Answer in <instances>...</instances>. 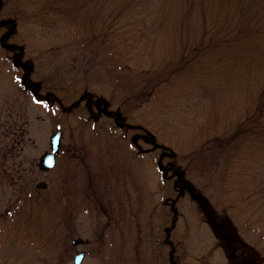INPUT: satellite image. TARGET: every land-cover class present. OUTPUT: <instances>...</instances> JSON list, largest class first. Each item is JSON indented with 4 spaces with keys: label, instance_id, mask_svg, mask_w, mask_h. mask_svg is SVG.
<instances>
[{
    "label": "rangeland",
    "instance_id": "rangeland-1",
    "mask_svg": "<svg viewBox=\"0 0 264 264\" xmlns=\"http://www.w3.org/2000/svg\"><path fill=\"white\" fill-rule=\"evenodd\" d=\"M17 5L14 0H0V20ZM155 7L156 0H146L123 35L126 44L114 48L103 45L100 36L78 39L69 27H50L36 19L15 20L4 35V41L16 44L21 53L0 42V264H49L48 259L73 264L79 249L85 251L82 264H169L171 245L163 243L169 237L176 242L174 258L181 264L232 263L225 243L191 192L179 196L172 221L175 194L163 181L158 160L167 165L168 173L179 171L182 182L226 222L227 236L246 244L250 264H264V216L260 220L253 215L258 202L250 207L235 194L234 175L227 177L210 162L200 169H183L192 150L215 135L218 116L221 133L252 106L261 80L253 77L256 83L247 85V80L236 79L239 75L234 77L228 97L233 109L231 104L215 103L216 111L209 110L206 86L201 85L197 90L186 87L181 94L178 88L163 89L147 98L145 71L155 66L153 59L160 50L152 48L153 40L145 48L144 36L139 42L136 37ZM6 28L1 20L0 36ZM114 50L122 58L114 59ZM14 51L29 62L27 76L39 93L51 85L62 105L73 102L67 110L27 91L23 74L28 67L13 60ZM216 76L226 82L221 73ZM87 93L101 99L90 101L92 109L100 105L115 109L118 117L137 129L115 126L111 115L90 118L84 109ZM57 129L61 136L55 164L42 169L39 157L50 150L49 136ZM146 133L157 145L171 146L175 152L160 156L159 146L149 143ZM230 170V174L236 171ZM32 191L33 203L41 201L44 217L52 224L37 227L33 221L38 222L39 213L34 211L28 222L14 215L13 225L9 211L25 203ZM61 211L68 216L65 222H61L63 215L59 221ZM56 221L60 223L54 226ZM50 225L56 229L55 245L41 229ZM20 230L25 232L22 236ZM76 237L85 242L72 243Z\"/></svg>",
    "mask_w": 264,
    "mask_h": 264
},
{
    "label": "trees",
    "instance_id": "trees-1",
    "mask_svg": "<svg viewBox=\"0 0 264 264\" xmlns=\"http://www.w3.org/2000/svg\"><path fill=\"white\" fill-rule=\"evenodd\" d=\"M9 1L5 0L7 3ZM14 1L18 5L10 10L11 15L1 19L7 26L5 36L10 33L15 20L36 19L50 27L57 24L69 27L74 37L78 39L100 36L99 40L103 45L108 43L109 48H114L121 44L120 42L122 45L126 44L127 39L123 35L132 27L135 21L134 15L141 12L140 7L146 0ZM142 37L145 40V48H147L146 42L153 40L152 48L158 46L160 50L157 59H153L155 66L145 71L147 98L158 95L163 89L172 91L171 89L178 88L181 94L185 92L186 87L197 90L201 85L206 86L209 110L214 112L216 106H223V104L224 106L231 104L230 108L233 109L234 103L228 100L231 96L230 89L233 86L234 77L239 75L236 79L247 80L245 81L247 85L256 83V79L252 82L253 77L260 78L252 106L225 126V130L221 133L219 132L220 116H218L214 125L215 135L197 149L192 150L191 158L184 164L183 169L188 171L192 166L200 169L206 166V162H210L216 170L226 174L227 177L234 175V180L237 182V185H232L235 194H240L241 199L250 207L258 202L256 204L258 209L253 215L262 220L264 216V0H156L150 22L146 28L143 25L142 33L136 37V41L139 42ZM14 49H18L17 45ZM120 54L116 50L111 51V56L116 60L122 58ZM21 60L26 65L29 64L22 58ZM214 66L220 72H217ZM28 73L27 71L26 75H23V82L27 91L35 97L39 99L48 97L63 110H67L72 105L73 102L66 107L62 105L61 100L53 92L54 86L47 85L48 90L44 94L39 93L32 84L33 80L27 76ZM220 73L225 78V83L218 81L216 75ZM181 87L183 88L180 89ZM86 95L84 109L90 118L111 115L115 126L122 127L124 130L137 129L135 125L118 117L115 109H106L104 105L96 107V110L92 109L89 105L90 101L100 102L101 99L92 98L89 93ZM215 103L216 106H214ZM146 138L155 147L159 146L160 156L163 154L169 156L175 152L171 146L154 143L149 133H146ZM192 154L195 155L192 156ZM158 164L161 167L163 181L169 183L171 192L175 194L170 206L173 214L172 221L176 217V203L179 196L182 193L191 192L212 224L218 239L225 243L224 247L232 262L230 264H250L246 244L238 238L227 236L226 222L213 213L206 200L182 182L183 178L179 171L174 170L168 173L165 163L158 160ZM231 168L236 169L233 174H230ZM26 195L25 203L20 206L29 207L30 210L25 212L20 206L10 210L8 217L13 225L17 221L13 218L14 215L28 222L34 211L39 213L35 218L38 222L33 221V224L37 223V227L52 224L48 218L44 217L41 201L35 200L33 203L32 197L35 192H28ZM62 215L63 211L59 214V221ZM67 220L68 216L66 218L63 215L61 222ZM59 221L53 225L56 226L60 223ZM172 225L167 228L168 231ZM54 226L41 228L46 232V237L51 238L49 241L52 240L53 245H55L56 234ZM24 233V230H20L18 234L22 236ZM36 238H41L39 233ZM163 241L171 245L168 255L169 264H179L180 262L174 258L173 246L176 242L171 237ZM46 245L47 242L43 247ZM47 261L49 264H56L49 259Z\"/></svg>",
    "mask_w": 264,
    "mask_h": 264
},
{
    "label": "water",
    "instance_id": "water-1",
    "mask_svg": "<svg viewBox=\"0 0 264 264\" xmlns=\"http://www.w3.org/2000/svg\"><path fill=\"white\" fill-rule=\"evenodd\" d=\"M60 136H61V131L59 129L55 130L50 136V150L44 151L41 153L39 157V166L42 169H49L53 167L55 163V154L57 153L60 145ZM44 185V184H43ZM72 243L74 244H82L84 243V239L81 237H76L72 238ZM85 251L83 249H79L75 252L72 263L73 264H82V260L84 257Z\"/></svg>",
    "mask_w": 264,
    "mask_h": 264
},
{
    "label": "flooded vegetation",
    "instance_id": "flooded-vegetation-1",
    "mask_svg": "<svg viewBox=\"0 0 264 264\" xmlns=\"http://www.w3.org/2000/svg\"><path fill=\"white\" fill-rule=\"evenodd\" d=\"M1 44L3 45V47L10 49V51H11V49L13 50L14 47H16V45H15L14 43L7 42V41H3V40L1 41ZM17 54H18V52H16V51H14V52L12 53V58H13V60H14L16 63L22 65L23 67L27 66V67H28V68H27V71L30 72V70H31V69H30V66H28V65H26L24 62H22V60H21L20 58L17 57ZM23 75L25 76L26 74L24 73Z\"/></svg>",
    "mask_w": 264,
    "mask_h": 264
}]
</instances>
